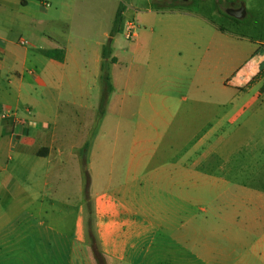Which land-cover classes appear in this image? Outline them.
<instances>
[{
	"label": "crops",
	"instance_id": "crops-1",
	"mask_svg": "<svg viewBox=\"0 0 264 264\" xmlns=\"http://www.w3.org/2000/svg\"><path fill=\"white\" fill-rule=\"evenodd\" d=\"M40 2L0 0V264H98L95 251L104 264H264V193L233 195L231 180L216 173L224 170L214 161L216 124L207 120L190 146L179 139L187 119L206 120L213 109L237 104L227 83L218 94L201 85L215 69L210 44L201 50L194 34L154 39L173 50L149 52L142 100L152 112L145 116L150 131L134 136L126 149L100 152L88 167L86 140L72 142L76 134L69 124L59 131V121L63 103L72 105L88 86L103 83L102 51L113 31L96 42L102 51L91 67L84 45L71 49L69 39L31 33L32 44L10 40L14 28L41 21L38 8L50 4ZM60 5L67 16L74 11L68 0ZM128 23L123 18V28ZM111 47L110 101L119 87L115 68L124 62ZM55 49L62 50V60L47 56ZM140 51L134 58L147 57ZM258 54L236 71L237 89L257 84ZM260 98L258 92L231 122ZM122 150L127 163L117 164L112 160ZM107 153L111 162L103 161ZM253 201L256 208L249 209Z\"/></svg>",
	"mask_w": 264,
	"mask_h": 264
},
{
	"label": "rangeland",
	"instance_id": "rangeland-1",
	"mask_svg": "<svg viewBox=\"0 0 264 264\" xmlns=\"http://www.w3.org/2000/svg\"><path fill=\"white\" fill-rule=\"evenodd\" d=\"M68 1L74 4V11L70 15L62 13L61 0H49L50 6L47 9L38 8L37 16L41 21L24 25V28H14L10 33V40L21 45L20 40L25 39L32 44L31 33L39 37L51 36L65 42L69 39L73 44L71 49L78 43L79 49L82 50L84 45L85 60L89 62L95 54L101 53L102 47L97 46L96 42H103L105 32L113 31L116 13L120 7L124 8L122 18L133 22L134 32L138 35L130 39L122 22L118 33L113 35L111 32L113 50L124 62L115 68L118 91L111 101L112 94L109 95L103 109L100 106V96L102 90L104 91V84L100 80L93 87L88 86L82 96L73 100L74 104L63 103L59 131L64 129L65 124H69L68 129L70 128L72 134H76L72 142L86 140L83 155L88 167L91 162L99 161L100 152H109L106 151L107 148L111 149L113 146L126 149L133 142L134 136L150 131L145 116L148 117L152 112L142 100L143 81L149 67V52L160 51L166 46L167 49L173 50L167 41L155 44L154 39L175 35L184 40L187 34H194L200 36L201 50L210 44L209 47L214 52V60L210 62V66L215 69L206 74V82H201V85L213 89L218 94L222 85L227 83L231 86L228 97L233 105L237 104L231 105L228 111L218 107L213 109L206 120L187 119L179 127V139L183 146H190L192 141L188 140L193 139V135L198 131L202 133V127L207 128V120L210 124H216V135L211 139L216 152L214 161L224 165V170H216V173L231 180L233 195L246 196L255 191L264 193V65L255 78L257 84L245 90H239L234 85L236 71L245 66L254 54H264V0ZM241 4L246 7V14L241 22H234L225 16L229 8H239ZM196 43L194 39V46ZM182 45L187 49L190 44L184 42ZM139 50L146 53L147 57L143 58L138 54V57L134 58ZM89 63L91 67L92 64ZM258 92L261 93V98L231 122L235 113ZM65 93L63 89V99ZM186 95L187 92L179 94ZM67 112L71 114L68 121L65 117ZM220 117L221 119H218ZM104 155L103 161L111 162L110 153ZM127 158L128 154L122 150L115 154L112 161L122 164L127 163ZM87 173L85 180L89 181V172ZM244 185L247 187H243ZM259 204L264 209V200ZM247 206L254 209L256 202H248ZM90 241L95 245V240Z\"/></svg>",
	"mask_w": 264,
	"mask_h": 264
},
{
	"label": "trees",
	"instance_id": "trees-1",
	"mask_svg": "<svg viewBox=\"0 0 264 264\" xmlns=\"http://www.w3.org/2000/svg\"><path fill=\"white\" fill-rule=\"evenodd\" d=\"M123 7H120L116 13V17H115V23H114V29H113V35L115 33L119 32V26L123 20ZM226 17H229L230 19H232L234 22H241L240 20H237L233 17H230L229 15L225 14ZM221 31H224L222 28H219ZM111 39H109L108 43L104 46L103 51H102V56H103V62L101 65V70H102V75H101V80L104 83L105 89H104V93L103 96L101 98V103L100 106L103 109L104 106L107 104L109 95L113 92V86L111 83V77H110V73H109V63H114L116 62L115 58H112V45H111ZM47 56L50 58H57L59 60H62L63 58V52L62 50H50L47 52ZM95 255H96V259L98 264H104L102 258L100 257V255L97 253V251H95Z\"/></svg>",
	"mask_w": 264,
	"mask_h": 264
},
{
	"label": "built area",
	"instance_id": "built-area-1",
	"mask_svg": "<svg viewBox=\"0 0 264 264\" xmlns=\"http://www.w3.org/2000/svg\"><path fill=\"white\" fill-rule=\"evenodd\" d=\"M126 28V33H127V36L129 38L133 37L135 34L134 30H135V25L133 23H128L127 26L125 27ZM20 44L21 45H25L26 44V41L24 40H21L20 41ZM257 61H258V64H260V66H263L264 65V54L262 55H257Z\"/></svg>",
	"mask_w": 264,
	"mask_h": 264
},
{
	"label": "water",
	"instance_id": "water-1",
	"mask_svg": "<svg viewBox=\"0 0 264 264\" xmlns=\"http://www.w3.org/2000/svg\"><path fill=\"white\" fill-rule=\"evenodd\" d=\"M227 14L237 20H242L246 14V7L244 4H241L239 8H229Z\"/></svg>",
	"mask_w": 264,
	"mask_h": 264
},
{
	"label": "flooded vegetation",
	"instance_id": "flooded-vegetation-1",
	"mask_svg": "<svg viewBox=\"0 0 264 264\" xmlns=\"http://www.w3.org/2000/svg\"><path fill=\"white\" fill-rule=\"evenodd\" d=\"M233 5H231V7H232ZM232 8H234V7H232Z\"/></svg>",
	"mask_w": 264,
	"mask_h": 264
}]
</instances>
